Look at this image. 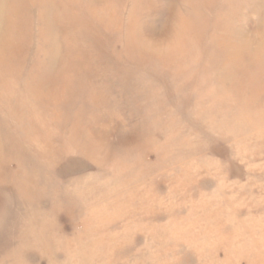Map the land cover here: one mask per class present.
<instances>
[{"label": "rangeland", "instance_id": "obj_1", "mask_svg": "<svg viewBox=\"0 0 264 264\" xmlns=\"http://www.w3.org/2000/svg\"><path fill=\"white\" fill-rule=\"evenodd\" d=\"M0 264H264V0H0Z\"/></svg>", "mask_w": 264, "mask_h": 264}]
</instances>
